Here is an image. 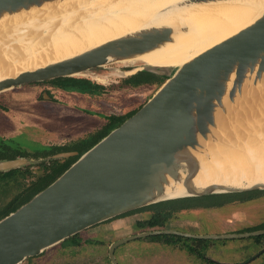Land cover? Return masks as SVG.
Returning <instances> with one entry per match:
<instances>
[{
	"label": "water",
	"instance_id": "1",
	"mask_svg": "<svg viewBox=\"0 0 264 264\" xmlns=\"http://www.w3.org/2000/svg\"><path fill=\"white\" fill-rule=\"evenodd\" d=\"M69 0H0V23ZM231 0H187L183 5ZM183 31H188L184 27ZM169 24L106 41L80 54L0 79V93L33 82L71 77L109 63L136 57L173 41ZM141 71L165 77L162 85L130 117L111 129L47 187L0 219V264H21L90 227L160 202L264 190V182L208 184L195 177L202 156L214 144L229 142L227 122L250 103L264 105V11L251 24L178 67L143 65ZM1 160L0 171L60 159ZM205 238L247 237L264 229L235 234L195 235L174 229L144 231L111 243L117 246L160 234Z\"/></svg>",
	"mask_w": 264,
	"mask_h": 264
},
{
	"label": "bare ground",
	"instance_id": "2",
	"mask_svg": "<svg viewBox=\"0 0 264 264\" xmlns=\"http://www.w3.org/2000/svg\"><path fill=\"white\" fill-rule=\"evenodd\" d=\"M186 1L69 0L0 23V79L165 24L175 29L172 42L122 62L178 67L251 24L264 11V0L183 5ZM263 99L264 94L256 95V100ZM245 109L227 122L229 142L212 145L211 158L202 156L203 168L195 177L198 187L264 182V105L253 102Z\"/></svg>",
	"mask_w": 264,
	"mask_h": 264
},
{
	"label": "rangeland",
	"instance_id": "3",
	"mask_svg": "<svg viewBox=\"0 0 264 264\" xmlns=\"http://www.w3.org/2000/svg\"><path fill=\"white\" fill-rule=\"evenodd\" d=\"M141 67L116 61L73 76L102 86L104 88L102 99L81 95L79 89H73L71 86H67L60 95L39 86L51 82L50 80L25 84L23 89L15 87L1 92L0 136L12 137L11 140L21 142L25 149L30 150L39 146L37 141H43L47 137H58L60 132L67 136H82L95 127L99 128L106 122L104 118L106 115L121 114L141 107L165 81V77L154 75L155 77L143 83L128 84L127 78L140 72ZM50 94L57 97L50 99ZM59 100L63 104L56 103ZM42 162L30 164L28 170L31 173L23 171L0 181V208L25 193L34 184L35 178L43 174ZM240 193L245 192L233 194L243 196ZM255 197L259 198L244 204L205 208L200 212L191 209L175 213L173 218L176 220L169 226H185L187 225L185 220L193 221L195 214L203 220V228L214 232L255 226L264 222V190L258 192ZM151 214V209H144L114 217L78 233L80 244L62 246L73 240L67 238L65 243H59L37 256L29 257L21 264H111L108 256L110 244L128 235L152 231L136 224L138 219L150 217ZM228 220L231 222L224 227ZM151 239L152 236L138 238L119 245L115 255L120 264H159L161 261L164 262L165 257L167 264H196V259L193 263L191 258L179 252L177 244ZM261 245H264V235L260 242L254 237L214 239L215 248L211 254L220 261L236 262L245 260L259 251ZM253 264H260V260Z\"/></svg>",
	"mask_w": 264,
	"mask_h": 264
},
{
	"label": "flooded vegetation",
	"instance_id": "4",
	"mask_svg": "<svg viewBox=\"0 0 264 264\" xmlns=\"http://www.w3.org/2000/svg\"><path fill=\"white\" fill-rule=\"evenodd\" d=\"M50 81L51 82L44 83V84L39 85V86L40 87L42 86V89L45 88V89L49 90L50 92L58 93L59 95L61 92H63L67 88V86H71L73 89L77 88L80 90L79 93L81 95L92 96L93 98L102 99V97L104 95V88H102L99 85H95L90 80L83 79L80 77H75V81L77 82V84H74L73 80H67L62 84L55 82V79L50 80ZM24 87L25 86L23 85V86L18 87V88L23 89ZM49 96H50V99L57 97V95L53 96L52 94H50ZM56 103L63 104L61 100L57 101ZM132 110H134V109H132ZM132 110L125 111L124 113H121V114L110 113L109 115H106V117H104V118H106V122L104 123V125H102L99 128L95 127L93 130H91L87 133H84L82 136H67L65 134H62V132H60V135L58 137L44 138L43 141H37L39 144L38 147H36L34 149H30V150L25 149L22 146L21 142L11 140L12 137H7L5 135H1L0 136V161L1 160H14V159L23 158V157L32 158V159H42V158L44 159V158L52 157L56 154H60V153H64V152H75L73 155H69L68 157L65 156V157L60 158V159L44 160L42 162L44 165L43 166V173L48 172V171L52 172V166H53L52 161H55V160L65 161V159L79 157L80 154H82L83 152H85L86 150H88L91 147L90 146L89 148H87L88 144H90L93 140L99 138L105 132L107 134L110 131V129L115 124V121H114L115 118L120 117V116H124L125 114L131 112ZM25 165H28V166H25ZM25 165H24L25 167L21 166V167L11 168L7 171H0V181H2V179L7 178L6 176L8 174H12V175L16 174V173L20 174V173H23V171H25L24 173H31L28 170V169H30L31 165L30 164H25ZM32 165H36V164H32ZM258 191H261V190H258ZM255 195H257V193ZM255 195H253V196L251 195L249 197H243L242 196V197L230 199V200L228 199V201L225 202L223 205H218V206L210 204L207 199L205 200V199H200V198H192V199H188V200H179V201L174 200L175 202L173 204L164 205V206L162 205L159 207L160 209H166L168 211L172 210L174 208L176 209L170 217L166 218V216H159L157 219H155V220H158L160 222V224H162L161 226L157 227V226H155V224H153L152 222L150 223V221H149V220H152L151 218H152L153 213H154L153 209H151L152 214L150 215V217H144V218L138 219L136 221V224L138 226V222L143 221L146 224L142 228H149L152 231L157 230V229H174V230L179 231V233H191V234L202 235V236L209 235L208 233L235 234V233H245V232L262 230V229H264V222H261L255 226H252V227H250V226L242 227L241 230L231 228V230H227V231L214 232L211 229L202 227L203 226V220H201L199 218L200 216L198 214H195L193 216V218H194L193 221L185 220V222L187 224L185 226H181V225L178 227H173V226L170 227L169 226V224L173 225V223L175 222L174 220H176L173 218L175 213L185 211V210H191V209H194V210L200 212L202 209H205V208H216V207L221 208L222 206L226 207L229 205L244 204L245 202L257 200L259 197H255ZM228 221L229 222L227 224H225L224 227L227 226L231 222V220H228ZM148 222H149V224H148ZM171 222H173V223H171ZM138 227H141V226H138ZM133 235H135V234H133ZM161 235H163V236H161ZM169 235H172V236H169ZM219 235H221V234H219ZM262 235H264V234L247 236V237H254L257 242H260ZM128 236H130V235H128ZM153 236H158V237L153 238ZM148 237H151V236H145V237H139V238H148ZM152 238L153 239H151V240H153V241H163L164 243H167V244H177V249L179 250V252L181 251L182 253L187 255L189 258H191L193 263L195 262V259H196V264H253V263L257 262L258 260H260V264H264V245H261V248L259 249V251L248 256L245 260L236 261V262L220 261L215 256H213L211 254L213 249L215 248L214 239L218 240V239H232V238H244V237L205 238V237H192V236L179 235V234H175V233H168V234L152 235ZM69 239H73L71 241V243H65L66 241H64L65 244H63L62 246H69L70 247V246H76V245L81 243V239L78 238V234L72 236ZM119 239H121V238H119ZM136 239H138V238H136ZM108 256H109V251H108ZM115 257H116V255H115ZM109 259H110V256H109ZM116 259H117V257H116ZM110 261H111V259H110ZM117 261H118V264H120V261L118 259H117ZM180 262H183V261H180ZM111 264H113L112 261H111ZM159 264H167L166 257L164 258V262L161 261V263H159Z\"/></svg>",
	"mask_w": 264,
	"mask_h": 264
},
{
	"label": "trees",
	"instance_id": "5",
	"mask_svg": "<svg viewBox=\"0 0 264 264\" xmlns=\"http://www.w3.org/2000/svg\"><path fill=\"white\" fill-rule=\"evenodd\" d=\"M155 77L154 74L148 73V72H144V71H140L130 77L127 78V83L128 84H133V85H137L140 83H143L145 81H147L149 78H153ZM67 80H73L74 84H77V82L75 81V77L71 76V77H61V78H57L55 79V82L62 84ZM100 86V85H99ZM102 87V86H101ZM103 88V87H102ZM140 108V107H139ZM139 108H136L134 110H132L131 112L125 114L124 116H120L114 119L115 124L113 125V127L111 129H113L114 127L120 125L125 119H127L128 117H130L131 115H133ZM110 129V130H111ZM106 135V132L104 134H102L99 138L93 140L90 144H88L87 148H89L90 146H92L93 144L97 143L102 137H104ZM78 158V157H77ZM77 158H69V159H65V161H60V160H55L52 161V172H45L43 174H40L37 179L35 178L34 184L32 186H30L25 193H23L22 195H20L19 197L9 201L7 204H5V206H3L2 208H0V219L2 217H4L5 215L9 214L10 212L16 210L17 208H19L21 205H23L24 203H26L27 201H29L35 194H37L39 191H41L42 189H44L45 187H47L50 183H52L57 177H59L67 168L70 167V165L77 159ZM12 174H8L6 177L11 176ZM25 176V175H24ZM260 191L255 190L252 192H245V193H240L241 195H243V197H249L252 194H256ZM252 195V196H253ZM242 196L239 195H235L233 193H228V194H214V195H206V196H201V197H187V198H181V199H175L177 201L179 200H188V199H192V198H200V199H207L210 204H213L215 206L218 205H223L225 202L228 201V199H235V198H239ZM175 201L174 200H170V201H165V202H160L154 205H150L141 209H137L128 213H125L123 215L126 214H130V213H134V212H139V211H143L144 209H153L154 213L152 216V220H149L150 223L152 222L153 224H155V226L159 227L162 224H160V222L157 219L159 216H166L170 217L173 212L176 210L175 208L172 210H166V209H160V206H164V205H170L173 204ZM145 222L143 221H139L138 225L143 227L145 226ZM149 224V222H148ZM163 236V235H161ZM172 236V235H169ZM158 236H153V238H156ZM64 242V241H63Z\"/></svg>",
	"mask_w": 264,
	"mask_h": 264
}]
</instances>
